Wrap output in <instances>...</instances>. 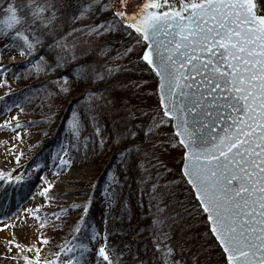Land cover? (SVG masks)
<instances>
[{"label":"trees","instance_id":"16d2710c","mask_svg":"<svg viewBox=\"0 0 264 264\" xmlns=\"http://www.w3.org/2000/svg\"><path fill=\"white\" fill-rule=\"evenodd\" d=\"M52 3L55 8L46 15L55 11L56 19L47 28L39 23L33 27L35 36L28 35L35 47H18L24 59L9 71L25 81L7 95L9 105L30 109L31 125L42 132L29 163L41 167L51 160L50 169L57 171L74 163L102 164L88 181L85 200L74 202L73 216L75 224H86L87 239L88 204L112 196L114 212L105 216L109 224L123 217L124 201L127 219L120 232L127 241L118 245L116 257L127 252L131 260L146 264H228L183 175L184 147L174 139L172 120L163 116L159 100L152 107L144 103L158 83L142 59L145 40L115 16L109 0ZM0 44L16 48L12 33L0 35ZM106 69L114 71L108 75ZM96 74L105 79H96ZM74 119L79 121L78 134L71 127ZM168 148L181 156L175 169L161 157Z\"/></svg>","mask_w":264,"mask_h":264},{"label":"snow or ice","instance_id":"6c2138e0","mask_svg":"<svg viewBox=\"0 0 264 264\" xmlns=\"http://www.w3.org/2000/svg\"><path fill=\"white\" fill-rule=\"evenodd\" d=\"M4 5L0 0V35L12 33L15 46L28 51L35 47L28 35L35 36L33 27L47 28L56 19L55 11L46 15L55 8L52 0H8ZM165 5L168 10L158 11ZM115 16L130 20L128 26L151 42L142 59L162 80L163 116L175 121L174 139L187 150L184 175L197 190L228 264H264L261 0H147L135 15L121 8ZM35 42L40 43L39 37ZM113 71L106 69L108 75ZM71 127L79 133L78 120ZM99 256L113 264L104 247Z\"/></svg>","mask_w":264,"mask_h":264},{"label":"rangeland","instance_id":"374dc122","mask_svg":"<svg viewBox=\"0 0 264 264\" xmlns=\"http://www.w3.org/2000/svg\"><path fill=\"white\" fill-rule=\"evenodd\" d=\"M109 2L116 11L123 8L127 15H135L147 0ZM2 47L0 44V185L7 187L9 197L0 202V264L5 257L17 255L24 264H35L38 259L40 264L46 261L49 264H66L69 260L75 264L81 252L84 253L81 264H98V261L106 264L99 256L101 247L109 252L113 264H146L139 258L131 260L127 252L116 257L118 245L127 241L120 232L127 219L124 201L121 202L123 217L109 224L105 216L108 211L114 212L112 196L99 200L101 203L92 201L88 204L84 220H89L91 227L87 239L83 237L86 224L74 222V202L85 200L83 192L87 190L88 181L102 164L74 163L57 171L50 169L51 160V164L46 161L41 167L29 163L42 132L31 125L34 113L30 109L11 106L7 99V95L25 84L9 72L24 59V54L18 47ZM4 63L7 67L3 69L1 65ZM154 90L151 88L144 97V103L150 107L159 100L157 87ZM95 154L98 155L97 152ZM161 157L175 169L181 156L168 148ZM82 244L87 250L81 247ZM158 258L162 261L160 255Z\"/></svg>","mask_w":264,"mask_h":264},{"label":"water","instance_id":"95a60500","mask_svg":"<svg viewBox=\"0 0 264 264\" xmlns=\"http://www.w3.org/2000/svg\"><path fill=\"white\" fill-rule=\"evenodd\" d=\"M172 2H174V0H172ZM166 10H168V7H167V5H165V7L164 8H162V9H159L158 11H166ZM128 22H129V24L131 23V21L130 20H128ZM145 43H146V45H145V47H144V53H145V51L147 50V47H151L152 45H151V42L150 41H146L145 40ZM143 53V54H144ZM150 66V65H149ZM150 68L152 69V66H150ZM153 70V69H152ZM154 72H155V74H156V71L155 70H153ZM157 81H158V83H157V92H158V94H159V100H160V103H161V106H162V110H163V106H164V104L162 103V97H161V92H160V87H161V84H162V80H161V78L157 75ZM168 118H170V117H168ZM171 119V118H170ZM172 120V119H171ZM172 124H173V131H174V134L176 133V131H177V129L175 128V121L174 120H172ZM186 154H187V150L184 148V152H183V156H184V158H183V162H182V165H181V167H182V172H183V175H184V165H185V163L187 162L186 161V159H185V157H186ZM184 177L187 179V181H188V183H189V185H190V187L193 189V191L195 192V196H196V198L198 199V201H199V203H200V200H199V198H198V195H197V190L192 186V184L189 182V177L188 176H185L184 175ZM200 206H201V208H202V210H203V205L200 203ZM205 214H206V217L208 216V213H206L205 212ZM209 221V220H208ZM209 225H210V230H211V221H209ZM213 235H214V237H215V239H216V236H215V234L213 233ZM216 241L217 242H219V240L218 239H216ZM219 244H220V242H219ZM220 246H221V248H222V250H223V246L220 244ZM223 252H224V250H223ZM226 254V253H225ZM226 256H227V254H226Z\"/></svg>","mask_w":264,"mask_h":264},{"label":"bare ground","instance_id":"6f19581e","mask_svg":"<svg viewBox=\"0 0 264 264\" xmlns=\"http://www.w3.org/2000/svg\"><path fill=\"white\" fill-rule=\"evenodd\" d=\"M7 194V187L0 185V202H4L9 197ZM1 262L2 264H24V262L19 259L18 255L12 258L5 257Z\"/></svg>","mask_w":264,"mask_h":264}]
</instances>
